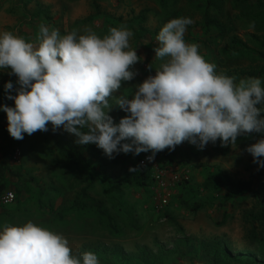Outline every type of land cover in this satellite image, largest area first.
<instances>
[{
    "label": "rangeland",
    "instance_id": "374dc122",
    "mask_svg": "<svg viewBox=\"0 0 264 264\" xmlns=\"http://www.w3.org/2000/svg\"><path fill=\"white\" fill-rule=\"evenodd\" d=\"M91 1L0 0V32L11 31L26 42L37 43L41 25L58 29L61 35L94 32L100 37L108 35L111 28L126 26L133 33L130 48L141 59L132 66L134 78L122 82L121 89L113 95L129 98L135 85L155 75L159 68L162 61L154 53V48L159 47L157 34L173 18H191L193 23L187 26L185 42L197 44L199 53L206 62L216 65L218 74L250 64L246 54L227 58L221 55L227 37L214 43L204 41L207 36L200 35V15L187 0L171 2L167 9L157 0H105L98 1V11L92 8ZM145 10L146 18L141 21L137 16ZM238 34L242 35V31ZM9 72L10 69L0 71V104L13 106L4 90L7 81L15 85L16 77ZM234 78L238 83L248 77ZM109 115L118 123L127 113L113 105ZM6 128V114L0 111V164L8 168L3 193L12 191L15 195L11 204L0 203V228L31 221L65 236L73 255L94 252L100 264H206L207 257L200 250L212 242H220V247L225 248L220 249L222 263L264 264V232L252 224L259 233L252 240L251 226L245 220L255 204L254 196L225 197L223 190H204L201 186L211 174L249 180L264 202V168L258 167L245 151L261 134L253 138L238 136L236 145H230L226 154L217 147L226 146L219 139L202 150L185 141L178 145L179 153L172 160L160 162L159 157H153L146 185L126 186L116 185L115 180L131 179L137 162L150 152L119 153L109 158L101 149L89 151L87 145L77 144L75 136L62 128L53 131L50 123L48 131L24 134L22 140L12 138ZM52 132L76 147L99 172L88 193L103 201L112 226L91 206L73 207L88 174L80 165H70L60 156ZM195 202L201 203L202 208L191 212L189 207ZM224 212L225 223L218 225Z\"/></svg>",
    "mask_w": 264,
    "mask_h": 264
},
{
    "label": "clouds",
    "instance_id": "9594fccd",
    "mask_svg": "<svg viewBox=\"0 0 264 264\" xmlns=\"http://www.w3.org/2000/svg\"><path fill=\"white\" fill-rule=\"evenodd\" d=\"M191 18L166 22L157 34L155 57L162 61L155 75L136 84L131 95L113 93L136 75L132 66L141 58L130 48L133 33L111 28L104 37L90 32L61 35L40 26L37 43L11 32H0V71L15 75L4 84L0 104L7 132L24 134L62 128L80 145L94 144L114 154L150 152L151 160L165 149L187 141L202 150L218 139L236 145L250 133L261 138L245 151L264 168V87L261 78L218 74L206 62L197 44L185 42ZM14 93V94H13ZM115 105L127 115L115 123L109 110ZM131 170V169H130ZM0 264H100L92 251L73 255L67 238L29 221L0 228Z\"/></svg>",
    "mask_w": 264,
    "mask_h": 264
},
{
    "label": "trees",
    "instance_id": "16d2710c",
    "mask_svg": "<svg viewBox=\"0 0 264 264\" xmlns=\"http://www.w3.org/2000/svg\"><path fill=\"white\" fill-rule=\"evenodd\" d=\"M98 1L105 0H92L91 6L94 10L98 11ZM178 0H157L160 6L167 9L171 2H177ZM194 11L200 15V29L202 36H207L204 41L214 43L218 38H228L226 47L220 49V53L223 57H235L238 53L247 55L250 58V64L245 68H239L235 70H226L222 72L223 75L235 77L237 75L246 77L264 78V0H187ZM145 11L138 14L137 18L144 21ZM88 20L91 16L87 17ZM146 30V29H145ZM242 31V35L238 32ZM217 73V71H216ZM54 140L59 147V154L70 165H80L87 171L86 185H84L76 194L73 207L77 209H83L91 206L96 211L105 217L110 226L111 217L107 213L103 206V201L96 199L89 195L88 191L96 180L95 176H98L99 172L95 171L94 167L90 165V161L87 157L83 156L80 151L69 144L62 136L52 132ZM258 133H250L242 135L244 138H253ZM230 145L222 147L217 145L222 154H226ZM87 149L98 150L94 144H88ZM179 153L178 146L174 150L165 149L156 153L155 157H159L160 162L162 160L170 161ZM144 157V156H142ZM141 157V159H142ZM140 159V160H141ZM152 167L142 166L137 162L136 168L133 172L132 178L128 180H115L116 185L125 184L126 186H144L147 184L150 177V170ZM8 170L6 166L0 164V195L5 189V172ZM204 190H216L222 191L225 197H234L242 194H250L255 198V204L252 211L246 216V221L250 224V238L256 240L258 234L252 224H256L261 232H264V202L260 195L252 188L251 181L247 180H233L225 174L208 175L201 184ZM263 197V194H262ZM262 199V200H261ZM11 204V203H10ZM3 205V204H1ZM8 205V204H7ZM187 206V204H186ZM190 205H188L189 207ZM191 212H196L202 208L201 203L195 202L190 207ZM227 213H223L222 220L218 221V225L225 223ZM220 242H212L210 245L201 247V254L207 257L206 264H225L220 260V249L225 250L224 247H220ZM204 252H207L206 254Z\"/></svg>",
    "mask_w": 264,
    "mask_h": 264
},
{
    "label": "built area",
    "instance_id": "2783aa9c",
    "mask_svg": "<svg viewBox=\"0 0 264 264\" xmlns=\"http://www.w3.org/2000/svg\"><path fill=\"white\" fill-rule=\"evenodd\" d=\"M148 156H150V155H148ZM148 156L142 157V159L140 160V164L142 166H145V167H152L153 163H154V158L149 160V159H147ZM14 200H15V195H14V193L12 191H6L5 193H3L0 196V203L3 204V205L10 204Z\"/></svg>",
    "mask_w": 264,
    "mask_h": 264
}]
</instances>
